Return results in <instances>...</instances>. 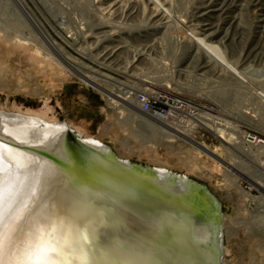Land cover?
<instances>
[{"label":"bare ground","instance_id":"bare-ground-1","mask_svg":"<svg viewBox=\"0 0 264 264\" xmlns=\"http://www.w3.org/2000/svg\"><path fill=\"white\" fill-rule=\"evenodd\" d=\"M12 2L15 3L21 16L33 27L38 36L37 39L42 43V50H40L39 47L25 39L14 40L15 48L25 54L23 57L36 62L40 68L48 67V62H54L61 70L75 75L81 82L106 95L108 105L119 115V120H121L120 116L128 117L130 113L133 118L134 116L138 118L134 121L143 124L148 132L150 131L144 138L138 134V138L140 136V139L145 140L142 145L147 148L152 147L149 143L154 135L161 137L162 143L181 141L189 144L198 155H205L213 160L217 165L216 169L219 170L218 167L224 169V178L228 186L236 190L246 206H252L251 211L247 210L252 217L262 216L264 213V183L257 182L254 172L250 173L244 168V162L257 163L259 161V157L264 155L263 140L241 132L232 135L220 130L221 128L218 129L215 125L209 126L203 123V119L199 124L221 142V151L218 148L211 149L201 142H196L189 132L184 130L187 126L181 127L172 122L178 116L176 108L173 112L174 101H172L173 107L169 105L168 112L146 116L148 118L145 119L136 102L137 93L134 98L135 93L124 83L75 58L66 48L82 54L102 69L128 74L136 71L138 66L149 63L151 54L156 48L158 50L160 37L167 31L174 30L179 37L177 36V39L172 36L168 37L175 39L176 45L180 46L182 52L179 53L180 57L177 55L179 59L176 62L173 61L172 68L177 67L179 69L177 72L182 73L187 68L193 67L195 74L201 77L219 74L224 77L227 85L232 89V95L249 91L257 105L259 104L263 109L259 117L264 119V82L255 83L245 75L249 65L260 64L264 61V0H200L196 6L193 5L190 17H185L180 8L181 5L173 0H105V3L101 2L100 5H110L108 12L112 14H115L124 3L125 18L138 23L136 22L134 33L132 31H128L130 34L121 32L120 28L114 26L111 27L112 30L102 33L105 36L104 39L92 35L91 37L96 40L86 52L81 46L84 43V38H82L84 28H78V32L82 33V40L73 38L68 28L57 24L58 22L52 23L48 18H44V22L38 19L26 0H12ZM30 2L37 7L34 0ZM99 10L102 15H105L106 8L100 7ZM243 12L253 23L250 30L242 25ZM68 40L73 42L70 43ZM76 45L79 46L76 47ZM224 49L229 50V55H226ZM92 51L95 53L92 54ZM166 65L168 64L165 63L164 66ZM144 83L149 84L147 80ZM160 87L169 88L164 85ZM192 100L177 96L175 103L187 102L202 107L203 103L200 100ZM248 118L251 121L254 120V117L248 116ZM139 120L140 122L143 120V123H139ZM69 129L77 133L84 142L98 147L95 148L98 153L105 154L106 151L103 149L105 145L99 140L81 135L66 123L49 121L35 114L0 109V188L4 196L0 210L11 213L21 205L25 194L35 188L37 200H42L48 205L55 204L65 213L77 216L82 225L94 226V229L98 231L95 232L97 243L105 244V246L112 245L117 250L116 254L107 258L113 261V264H121L125 258L138 259L143 264H187L189 259L186 255L174 260L170 257V253L166 252L165 246L159 250L160 247L156 243L149 241L143 243V240L147 238L146 235L151 231L149 224H145L149 222L147 218L149 212L151 214V209L157 205L155 199L166 200V204L171 209L179 210L181 207L186 208L180 205V201L185 198L180 194L171 195L168 187L163 183L156 184L158 181H154L155 183L146 184L153 187L151 193L145 192L146 190L136 192L128 198L129 200L111 195L109 199L113 204L110 203V205L115 209H110V206L107 209L106 202L109 204L108 201L101 203L105 208L98 206L100 195L97 192L72 184L70 174L78 170L68 150L65 149V133ZM49 156L56 160H51ZM103 169L110 172L112 170L111 167ZM154 169L160 173L170 172L164 168ZM94 177L101 181L99 183L106 184L103 178ZM241 179L251 182V187H259L263 195L257 198L242 190L238 185V180ZM172 187L182 191L187 189L189 195L193 193L191 189L179 183L170 188ZM120 188L113 191L114 195L122 194L124 190H122L123 187ZM116 191L121 193H116ZM148 195L153 197L151 202L145 198ZM142 215L147 218L145 221ZM156 222L159 223L158 220ZM155 225L156 223H150V226L154 228L157 226ZM159 226L164 230V225L159 223ZM196 228L195 235L207 242L210 237L209 229H202V225ZM180 229L181 235L177 240L186 242L182 227ZM221 230L224 243L226 231L223 228V213ZM207 244H210L209 240ZM188 248L191 251L194 250L190 245ZM225 252L227 250H223V257ZM199 254L200 264L201 261L202 264H209L211 251H200ZM98 264L101 262L98 261ZM223 264L226 263L223 261Z\"/></svg>","mask_w":264,"mask_h":264},{"label":"rangeland","instance_id":"rangeland-1","mask_svg":"<svg viewBox=\"0 0 264 264\" xmlns=\"http://www.w3.org/2000/svg\"><path fill=\"white\" fill-rule=\"evenodd\" d=\"M26 1L42 22L44 18H48L52 23L58 22L57 24L68 28L73 38H84L81 46L85 52L96 40L92 35L104 39L102 33L112 30L111 27L114 26L120 28L121 32L134 33L138 23L125 18L124 3L112 14L108 12L110 5H100L101 2L105 3V0H34L37 7L33 6L30 0ZM173 1L181 5L185 17H190L194 6L200 0ZM100 7L106 8L105 15L101 14ZM242 14V25L250 30L253 23L245 12ZM78 28H84L87 32H82V35ZM168 36L177 39L179 34L174 30L164 33L158 41V50L156 48L150 56V62L138 66L136 71L128 74L102 69L82 54L66 49L90 67L124 83L135 93L134 98L139 93L153 98L158 96L166 103V112L173 107L174 101L173 112L176 108L178 116L172 122L181 127L187 126L184 130H187L196 142L221 151L220 140L199 124L203 119V123L215 125L232 135L241 132L264 142V119L259 117L263 109L257 105L251 93L245 91L232 95V89L219 74L197 76L193 67L182 73L177 72V67L172 68L173 61L179 59L182 50L176 45L175 39ZM37 38L35 30L21 16L15 3L12 0H0V109L35 114L49 121L66 123L81 135L93 137L109 146L121 160L164 168L201 184L222 206L223 228L228 236L224 235L223 250H227L223 257L224 263L264 264V213L262 216L252 217L247 212L252 210V206H246L236 190L228 186L224 169H216L217 165L213 160L205 155H198L189 144L181 141L162 143V138L154 135L149 143L152 147L142 145L145 140L140 139V136L144 138L150 131L148 132L143 124L131 121L125 116H120L119 120V115L108 105L106 95L81 82L75 75L61 70L54 62H48V67L40 68L36 62L23 57L25 54L13 44L14 40L25 39L42 50V43ZM225 52L229 55V50ZM91 53L94 54L95 51ZM165 63L168 65L164 66ZM247 68V78L255 83L264 82V61L251 64ZM146 80L149 84L144 83ZM161 85L169 88L163 89ZM177 96L189 100L198 99L203 103L202 107L187 102L176 104ZM247 115L254 117V120L251 121ZM141 122L139 120V123ZM259 158L257 163L245 161L244 168L250 173L254 172L257 182L264 183V155ZM238 185L253 197L263 195L259 187H251L248 180H238Z\"/></svg>","mask_w":264,"mask_h":264},{"label":"water","instance_id":"water-1","mask_svg":"<svg viewBox=\"0 0 264 264\" xmlns=\"http://www.w3.org/2000/svg\"><path fill=\"white\" fill-rule=\"evenodd\" d=\"M65 142V149L68 150V154L70 158H72L71 160L74 166L77 168L76 170L79 172L80 169L79 173L73 172V174H70L72 184L74 183L84 188L87 187L97 192L100 195L97 205L100 207L103 206L101 203L108 201L109 204L106 202L107 209H109L108 206H110V209H115L110 205V203L113 204L109 199L111 195H113V197L121 196V198L123 197V199L127 200L136 192L140 193L146 190L145 192L151 193V188L153 187H149V185L146 184H152L156 181H158L156 184L163 183L164 186L168 187V192L171 193V195L180 194L185 198L183 201H180V205L186 208L181 207L179 210L171 209L169 205L166 204V200L155 199L157 205L151 209V214L149 212L147 217L149 222L145 224H149V229L151 231L146 235L147 238L143 240V243H147V241L156 243L159 245L158 247H160L159 250L165 246L166 252H169L171 255L170 257L174 260L178 259L180 256L186 255L187 259H189L187 260V264H200L199 252L208 250L211 251L212 254L208 260L209 264H223L221 205L206 187L180 174L176 175L171 172L160 173L153 167L123 161L119 159L107 145L103 148L106 151L105 154L98 153L96 150L98 147L84 142L77 133L70 129L65 133ZM48 158L56 160L50 156ZM105 167H111V172L104 170L103 168ZM94 176L103 178L106 184L99 183L101 181H98L99 179ZM177 183L191 189L193 193L189 195L187 189L182 191L177 188H170L171 186L175 187ZM120 187H123L122 190H124L122 194L114 195L113 191ZM119 191H116V193ZM151 195L145 197L150 202L153 199ZM123 203L125 204V202ZM189 207L193 208V210ZM142 218L143 221L147 219L143 215ZM157 220L164 225V230H162V227L156 222ZM150 223H156V228L150 226ZM201 225L202 229L204 228L207 230L208 228L210 231V237L207 239V242L209 240L210 244H207L205 239L203 240L195 235L196 227ZM181 227L184 232L183 235L186 237V242L177 240L181 235ZM95 232H98L97 229ZM189 245L193 247V251L188 248Z\"/></svg>","mask_w":264,"mask_h":264},{"label":"snow or ice","instance_id":"snow-or-ice-1","mask_svg":"<svg viewBox=\"0 0 264 264\" xmlns=\"http://www.w3.org/2000/svg\"><path fill=\"white\" fill-rule=\"evenodd\" d=\"M3 200L0 188V206ZM116 252L112 245L97 243L94 226L37 200L35 188L11 213L0 210V264H113L107 258ZM121 264L143 262L125 258Z\"/></svg>","mask_w":264,"mask_h":264},{"label":"built area","instance_id":"built-area-1","mask_svg":"<svg viewBox=\"0 0 264 264\" xmlns=\"http://www.w3.org/2000/svg\"><path fill=\"white\" fill-rule=\"evenodd\" d=\"M160 97L153 98L144 93H139L136 96V102L139 105V110L144 116L164 114L166 103L159 99Z\"/></svg>","mask_w":264,"mask_h":264},{"label":"crops","instance_id":"crops-1","mask_svg":"<svg viewBox=\"0 0 264 264\" xmlns=\"http://www.w3.org/2000/svg\"><path fill=\"white\" fill-rule=\"evenodd\" d=\"M131 116V117H130ZM127 117V116H126ZM127 119H129V120H131V121H134V120H138V118H135V116H134V118H133V115L130 113V115H128V117H127Z\"/></svg>","mask_w":264,"mask_h":264}]
</instances>
